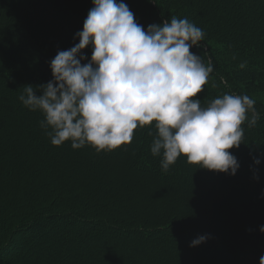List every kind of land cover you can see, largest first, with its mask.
<instances>
[{
    "label": "trees",
    "instance_id": "16d2710c",
    "mask_svg": "<svg viewBox=\"0 0 264 264\" xmlns=\"http://www.w3.org/2000/svg\"><path fill=\"white\" fill-rule=\"evenodd\" d=\"M123 2L145 30L175 17L187 18L204 32L200 45L190 49L213 66L204 90L193 97L201 100L202 107L226 93L256 101L258 122L249 127L246 120L240 147L229 149L240 167L230 175L189 164L181 155L164 171L163 155L151 153L157 132L154 121L127 144L133 150L131 168L177 184L163 185L156 202H150L147 196L154 190L140 182L136 194L145 197L137 196L139 207L122 214L115 211L127 207L124 201L130 196L110 190L101 202L95 201L89 180L77 177L78 164L63 161L71 151V140L62 144L67 143L66 151L62 145H52L40 126L44 114L19 100L23 86L53 78L50 60L58 50L79 42L74 36L83 29L93 0H0V144L17 146L11 156L0 149V264H260L264 256L260 231L264 225V0ZM137 3L139 9L132 8ZM84 52L91 57V47ZM91 148L86 145L87 154ZM192 181L213 200L231 203L239 213L237 222L220 232L207 218L187 213L179 202L172 200L169 206L163 202L171 190L177 191L176 185L182 192ZM242 209L245 215L239 218ZM73 221L78 231L66 229ZM202 235L205 242L190 246Z\"/></svg>",
    "mask_w": 264,
    "mask_h": 264
},
{
    "label": "clouds",
    "instance_id": "9594fccd",
    "mask_svg": "<svg viewBox=\"0 0 264 264\" xmlns=\"http://www.w3.org/2000/svg\"><path fill=\"white\" fill-rule=\"evenodd\" d=\"M75 38L78 43L50 60L53 78L23 86L19 96L25 107L44 114L40 126L52 145L71 140L74 149L90 144L111 151L130 144L138 126L155 121L151 153L163 155L164 171L184 155L189 164L236 174L240 164L229 149L240 147L242 124L255 126L260 113L248 95L226 93L206 107L193 99L213 72L190 51L204 40L199 27L173 17L145 30L123 0H93ZM89 47L90 58L84 52ZM206 239L199 236L190 246Z\"/></svg>",
    "mask_w": 264,
    "mask_h": 264
},
{
    "label": "rangeland",
    "instance_id": "374dc122",
    "mask_svg": "<svg viewBox=\"0 0 264 264\" xmlns=\"http://www.w3.org/2000/svg\"><path fill=\"white\" fill-rule=\"evenodd\" d=\"M132 8L139 9V4L132 6ZM141 133L142 127L138 126V128L134 130L133 136L141 135ZM66 144L67 143H65V145H62L64 151H66ZM6 145L7 144H0V149H7L8 155H13L17 150V146L9 147ZM86 145L79 149H74L70 145L69 147L71 151L69 154L65 155L63 161L70 164L73 162L78 164V171L81 174L77 177L89 180L88 183L91 186L90 188H92L91 191L95 192V196L97 197L95 201L101 202L102 197L107 191L110 190H113L119 196L122 195V197L130 196V199L127 200V202L124 201V203L127 204V207H122L123 205L121 207L119 206L117 207V210L115 212L119 211V213L122 214L121 211L139 207L138 205H140V201H137L141 198H137V196L145 197L143 195H138L139 193L136 194L137 192H140V182H143L141 184V187L145 185L148 187H152L151 189L154 190L151 195L149 194L150 196H147L151 197L149 198L150 202H156V196L158 195L157 192H161V189L164 187L163 185H171L173 183L177 184V182L172 181L170 178L168 180H161L151 174L142 171H136L135 168L132 169L131 167L133 163L131 162L132 160L130 155H132L131 153H133V150H130L127 144H123L111 151L103 150L97 152L95 148H91V154H87L85 150ZM176 186V192L171 190V193L165 196V200L163 202L168 201V206L171 204L170 202L172 200H174L175 202L177 201V203L179 202V204L182 205L179 207H183L187 213L207 218V220L209 221L207 223H210L211 226H218L220 232L226 231L228 227L230 228L229 224L231 223V225L233 226V221L238 219L237 215H239V213L235 211L231 203H224L213 200L209 196L208 192H206V190L202 187H199L194 181H192V184H185V190H182V192L180 191L181 188L179 189L178 185ZM131 193L136 194L134 195V198H131V195H129ZM145 194L148 195V193ZM130 200L131 203H129ZM167 205H164L162 208L164 212L168 211ZM241 212L242 216H239V218H244L245 210L242 209ZM173 213L174 211H170V214ZM99 218L102 219L101 216H99ZM235 222H237V220ZM66 227V229L70 228L73 231L79 230V225L75 224L74 221L72 223L70 222ZM236 227L242 229V225L240 226L238 225V223Z\"/></svg>",
    "mask_w": 264,
    "mask_h": 264
}]
</instances>
